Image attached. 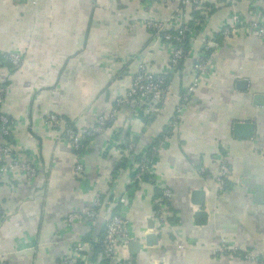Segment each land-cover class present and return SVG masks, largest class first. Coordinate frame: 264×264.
Here are the masks:
<instances>
[{
    "label": "crops",
    "instance_id": "0c3cea01",
    "mask_svg": "<svg viewBox=\"0 0 264 264\" xmlns=\"http://www.w3.org/2000/svg\"><path fill=\"white\" fill-rule=\"evenodd\" d=\"M196 9L202 22L171 70L174 44L146 22L163 21L173 31L194 21ZM234 12L262 21L264 0H201L198 7L191 0H0V52L22 56L17 68L0 62V110L14 121V156L37 168L32 177L10 168L0 179V264H53L79 245L84 264L98 262L102 212H117L123 194L131 243L117 245L120 263L264 264V36L219 35ZM203 38L217 41L214 69L169 127ZM142 65L169 80L154 114L117 103ZM107 114L109 125L82 146L79 173L65 129ZM238 122L251 123L250 135L236 130ZM129 140L135 155L153 150L152 177L133 184ZM221 164L229 168L226 189L216 179ZM98 195L95 217L67 222ZM222 239L257 258L218 253Z\"/></svg>",
    "mask_w": 264,
    "mask_h": 264
},
{
    "label": "built area",
    "instance_id": "2783aa9c",
    "mask_svg": "<svg viewBox=\"0 0 264 264\" xmlns=\"http://www.w3.org/2000/svg\"><path fill=\"white\" fill-rule=\"evenodd\" d=\"M201 0H191L195 7L200 5ZM236 0H229L230 5H234ZM197 23H199L197 21ZM146 25L153 29L156 33H159L164 39L170 40L174 39L176 42L181 43L184 39L192 41L193 29L189 23H184L177 29V33L173 34L168 32L166 24L163 21L148 20ZM219 33L223 36H229L234 33L249 34L256 36H264V20H246L240 17V15L235 12L229 16V20L224 22L219 29ZM214 38H203L201 41V49L197 52L193 61V72L194 77L192 82L186 86L184 92L180 95V101L178 102L175 114L168 126L173 127L176 125L177 119L180 117L181 112L185 108L192 92L194 91L200 77L202 75L208 74L214 69V60L212 56L211 48L216 45ZM3 59L9 62L12 68H17L22 63V56L18 52H8L2 56ZM185 51L182 46L174 45L172 54L170 56V69H175L180 61L184 59ZM6 91V86L0 84V104L4 98ZM169 92V85L166 82V77L163 74H156L148 70L145 66H140L137 72L133 75L131 85L127 93L117 99L118 104L131 103L139 106L145 110L147 113L154 114L159 110L161 104H163L167 98ZM111 116L100 115L96 122L89 127H82L81 129H75L71 126H67L65 129V135L70 143L71 147L75 151L76 161L75 170L81 173L84 170L83 157H82V142L88 137L94 136L97 133L102 132L105 129V124ZM55 115H50L49 119L54 120ZM13 128L14 121L5 115L0 113V135L5 138V143L0 147V179L3 177L4 173L14 167L20 168L27 176L32 177L37 168L33 162L28 158H21L14 156L13 149ZM136 145L134 140L128 141V151H132ZM11 157L8 162H3L5 157ZM143 157L141 161L137 162L131 183L141 179L142 172L150 171L151 173V161ZM229 173V168L225 164H221L219 167V172L216 177L217 183L220 189H226V176ZM164 197L170 196V191L165 189L163 191ZM118 202L121 204L120 209L117 212L111 211L110 209L103 210L102 221H103V235L99 239L98 244L100 249L97 257H100L99 261H104L105 264H126L125 262L120 263L115 258L116 247L121 242H128L130 238L127 235V223L124 214V208L128 202V196L123 194L118 197ZM102 201L98 195L93 201L90 209L86 211L84 215L78 212H71L67 215V222L71 223L77 219L83 217V219H90L97 215L98 209L101 207ZM159 207L162 203H158ZM124 207V208H123ZM3 218V211L0 207V222ZM180 247H184L183 244H179ZM218 253L220 254H232L237 256H242L246 259L255 260L256 254L253 252H241L234 245L228 244L225 239H222L218 246ZM87 255L83 253V249L79 246L74 247V249L66 257L60 260H56L53 264H75L76 261H83L87 263ZM98 261V262H99ZM95 259L93 264L98 263Z\"/></svg>",
    "mask_w": 264,
    "mask_h": 264
},
{
    "label": "trees",
    "instance_id": "16d2710c",
    "mask_svg": "<svg viewBox=\"0 0 264 264\" xmlns=\"http://www.w3.org/2000/svg\"><path fill=\"white\" fill-rule=\"evenodd\" d=\"M199 12H201L200 11V9H196V10H194L193 11V14L195 15V20L194 21H192V22H189V24L191 25V27H192V29H193V32H194V29L195 28H198L199 26H198V23H197V21H199L200 19H201V14L199 13ZM198 18V19H197ZM201 22H202V20H201ZM201 22H199L200 24H201ZM196 26V27H195ZM168 32H171V33H173V34H176L177 33V29H175V30H168L167 28H165ZM219 34V33H218ZM219 35H221V34H219ZM168 41H171L174 45H179V46H182V48L184 49V51H185V56L187 55V53H188V48H189V41L187 40V39H184L181 43H179V42H176L174 39H170V40H168ZM3 55H5V53H1L0 52V62L1 61H3V62H6V63H8L9 64V62H7V61H5L4 59H3ZM185 58V57H184ZM183 60V59H182ZM182 60L180 61V63L182 62ZM180 63L178 64V66L180 65ZM177 66V67H178ZM165 77H166V82H169V80H168V76L167 75H164ZM0 84H2V83H0ZM0 113H2V111L0 110ZM109 122L110 121H107L106 122V124H105V126H108L109 125ZM166 133V130H164L163 131V133ZM162 133V134H163ZM162 136V135H161ZM92 137V136H91ZM89 138V137H88ZM87 138V139H88ZM161 138V137H160ZM159 138V140H157L158 142L161 140ZM87 139H85L82 143V146L84 145V143H85V141L87 140ZM127 145H128V141H127ZM133 151V150H132ZM132 151H130L131 153H132ZM152 148H149L148 149V151L146 152V153H137L136 155L135 154H133L132 153V155H130V157H132L133 159H134V161H136V162H139V161H141V159L143 158V157H145L147 160L148 159H150L149 161H151V155H152ZM151 164V163H150ZM152 174L150 173V171H144V172H142V176H141V179H148V178H150V177H152L151 176ZM140 179V180H141ZM95 249H97V250H99L100 249V245L98 244V246H96V248ZM95 252V251H94ZM92 257L93 258H95V255H92ZM75 264H84L83 263V261H76L75 262ZM97 264H105L104 263V261H100L99 263H97Z\"/></svg>",
    "mask_w": 264,
    "mask_h": 264
},
{
    "label": "water",
    "instance_id": "95a60500",
    "mask_svg": "<svg viewBox=\"0 0 264 264\" xmlns=\"http://www.w3.org/2000/svg\"><path fill=\"white\" fill-rule=\"evenodd\" d=\"M235 128H236V130L238 131V130H246L245 132H246V134L247 135H250V133H251V128H252V125H251V123H241V122H238V123H236V125H235ZM131 240H129L128 242H130ZM131 243V242H130Z\"/></svg>",
    "mask_w": 264,
    "mask_h": 264
}]
</instances>
